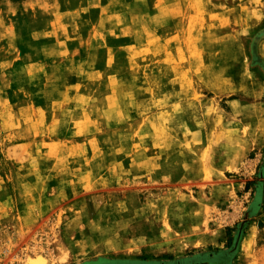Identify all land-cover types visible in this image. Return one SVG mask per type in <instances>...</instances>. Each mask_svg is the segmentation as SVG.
<instances>
[{"label":"rangeland","instance_id":"374dc122","mask_svg":"<svg viewBox=\"0 0 264 264\" xmlns=\"http://www.w3.org/2000/svg\"><path fill=\"white\" fill-rule=\"evenodd\" d=\"M0 264H264V0H0Z\"/></svg>","mask_w":264,"mask_h":264},{"label":"trees","instance_id":"16d2710c","mask_svg":"<svg viewBox=\"0 0 264 264\" xmlns=\"http://www.w3.org/2000/svg\"><path fill=\"white\" fill-rule=\"evenodd\" d=\"M13 1H21V0H13Z\"/></svg>","mask_w":264,"mask_h":264}]
</instances>
